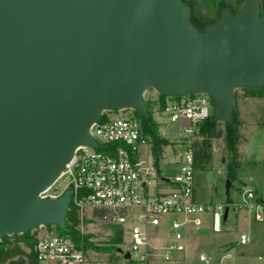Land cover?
Segmentation results:
<instances>
[{
	"label": "water",
	"instance_id": "obj_1",
	"mask_svg": "<svg viewBox=\"0 0 264 264\" xmlns=\"http://www.w3.org/2000/svg\"><path fill=\"white\" fill-rule=\"evenodd\" d=\"M191 12L184 0H0V237L66 230L72 190L39 194L77 148L97 147L89 130L104 111L148 116L150 88L205 92L222 122L237 88L264 86L260 0L204 30Z\"/></svg>",
	"mask_w": 264,
	"mask_h": 264
},
{
	"label": "built area",
	"instance_id": "obj_2",
	"mask_svg": "<svg viewBox=\"0 0 264 264\" xmlns=\"http://www.w3.org/2000/svg\"><path fill=\"white\" fill-rule=\"evenodd\" d=\"M165 97L163 106L158 96L152 100L159 134L170 145L159 162L138 111L132 107L106 110L89 130L97 147L77 148L58 180L39 194L41 199L55 200L72 190L69 209L77 210L81 231L86 224L100 223L111 231L103 246L111 245L118 231L121 241L113 250L102 251L85 248L69 235H40L35 228L40 264H189L188 234L202 230L207 215L213 232L223 229L230 205L251 208L256 220L264 223V203L253 190H247L238 205L198 201L195 143L200 142V130L212 115L214 102L205 92ZM60 180L63 187L54 188ZM165 226L166 235L162 234ZM249 241L247 234H240L239 245ZM234 256L229 249L221 256L201 250L196 258L200 264H216Z\"/></svg>",
	"mask_w": 264,
	"mask_h": 264
},
{
	"label": "rangeland",
	"instance_id": "obj_3",
	"mask_svg": "<svg viewBox=\"0 0 264 264\" xmlns=\"http://www.w3.org/2000/svg\"><path fill=\"white\" fill-rule=\"evenodd\" d=\"M193 3L194 18L198 25L203 26V19H214L217 17L219 6L229 8L234 15H237L242 6L236 4V0H186ZM220 3L222 5H220ZM237 97L233 101L231 117L227 121H219L215 117V108L212 118H216L217 123H221L224 136L218 139H206L200 137V142L209 141L210 151L214 157L211 164L195 172V186L199 200L202 202L214 200L218 203H236L243 198L248 189L255 190L259 195L264 196V98L245 97L241 88L236 90ZM158 91L154 88L144 92V99H157ZM154 112L157 110L154 105ZM210 116V117H211ZM214 116V117H213ZM154 119L158 116L154 113ZM205 130L211 126V119L203 125ZM166 146L165 149H169ZM230 146L236 147L239 152L240 165L236 170L232 180L230 192L226 193V182L228 178V165L231 161ZM226 156V162L219 163V157ZM63 180L58 181L54 188L63 187ZM264 202V199H263ZM209 216L203 228L205 236L195 240V244H200L205 251L214 254H222L227 249L234 253V258L224 260L223 264H264V223L256 220L254 210L250 208L233 207L230 205L228 217L219 232H213L208 223ZM38 234L56 233L59 234L54 225L51 228L37 227ZM35 229V230H36ZM167 226L162 230V234H167ZM32 230L31 232H35ZM84 233H92L93 240L98 245L108 243V235L111 233L106 226L96 223L95 225H85ZM241 231H245L251 240L246 246L236 245L233 249L227 248L226 243L238 237ZM188 249L187 253L189 252ZM198 247L192 253L197 256ZM241 250H246L245 256L240 257Z\"/></svg>",
	"mask_w": 264,
	"mask_h": 264
},
{
	"label": "trees",
	"instance_id": "obj_4",
	"mask_svg": "<svg viewBox=\"0 0 264 264\" xmlns=\"http://www.w3.org/2000/svg\"><path fill=\"white\" fill-rule=\"evenodd\" d=\"M191 8V21L194 25H196L200 30L206 29V27L219 20L221 17V11L223 6H219L217 9V17L214 19L204 18L203 19V26L197 24L194 18V8L193 3L188 2ZM245 0H236V4L239 6L244 5ZM261 4V15H264V0H260ZM220 5H222L220 3ZM244 92L245 97L250 98H264V86L263 87H243L241 88ZM237 97L236 91L234 92V100ZM165 96L162 94H158V101L160 105L163 106L165 101ZM146 107L148 109V116H144L141 113L137 112V116L139 117L142 127L147 133L152 141H153V152L156 157L157 162H159L162 153L164 152V148L168 146L169 141L165 138H162L159 134V125L155 121L153 117V109L156 102L152 101V99L145 100ZM214 117V116H213ZM211 119V126L205 130L202 126L200 130V136L205 137L206 139H218L224 136V130L221 127V123H217L216 118H208L205 122ZM196 151H195V167L197 170L207 168L212 160V153L210 151V144L209 141L204 140L202 143L197 141L195 143ZM230 154H231V161L228 165V178L232 181L236 170L240 165L239 161V152L236 147L230 146ZM259 202L264 203L262 199H258ZM79 217L77 210L74 207H71L68 211V214L65 219L66 230L55 226L58 233L61 235H69L77 244L83 243L85 248L91 247L97 250L102 251H111L113 250V245L121 241V232L118 231L117 235L113 237L109 243L111 245L108 246H100L96 245L91 238L94 236L92 233H83L79 227ZM51 228V225H46ZM37 232H25L22 234H13L10 236H2L0 237V264H40L37 253L35 250V244L37 241ZM227 248H231L230 244L226 245Z\"/></svg>",
	"mask_w": 264,
	"mask_h": 264
},
{
	"label": "crops",
	"instance_id": "obj_5",
	"mask_svg": "<svg viewBox=\"0 0 264 264\" xmlns=\"http://www.w3.org/2000/svg\"><path fill=\"white\" fill-rule=\"evenodd\" d=\"M221 158H222V156H220L219 157V163L220 164H223L222 162H221ZM213 159H214V157H213V155H212V160H211V162L213 161ZM211 164V163H210ZM232 184H233V182H232ZM248 190H253V189H248ZM253 191H255V190H253ZM255 193H256V197H257V199H264V196H262V195H259L256 191H255ZM196 197H197V199H198V201H200L199 200V197H198V192H197V189H196ZM200 202H202V201H200ZM202 203H218V202H215L214 200H211V201H205V202H202ZM251 209V208H250ZM227 220V219H226ZM208 223H209V219H208ZM210 224V223H209ZM243 233H245V234H247L245 231H241L240 233H239V235H238V237L237 238H235V239H233V240H231L230 242H227L226 243V245H228V244H230L232 247V249L236 246V245H239L238 244V239H239V236H240V234H243ZM206 234H204V230L202 229V230H200V231H198V232H196V231H191V232H189V234H188V239H187V242H188V249L190 248V250H189V252L187 253V256H188V263L189 264H200V263H198L197 262V258L196 257H193V252L195 251V249H197V247H198V252L199 251H201V250H204V249H202L201 248V245L200 244H195L194 242H195V240H199V239H201L203 236H205ZM248 235V234H247ZM249 236V235H248ZM249 239L251 240V238L249 237ZM249 244V243H248ZM247 244V245H248ZM240 246H242V245H240ZM246 246V245H245ZM246 252V250H241L240 251V253H239V255H240V257H243V256H245V253ZM214 254V253H213ZM223 254V253H222ZM222 254H215V255H217V256H221ZM216 264H223V261L222 262H218V263H216ZM238 264H243L242 262H240L239 261V263Z\"/></svg>",
	"mask_w": 264,
	"mask_h": 264
}]
</instances>
